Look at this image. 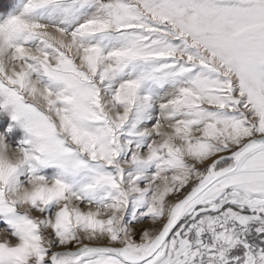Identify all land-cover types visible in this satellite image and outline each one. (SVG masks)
<instances>
[{"label": "snow or ice", "instance_id": "1", "mask_svg": "<svg viewBox=\"0 0 264 264\" xmlns=\"http://www.w3.org/2000/svg\"><path fill=\"white\" fill-rule=\"evenodd\" d=\"M0 264H264V0H0Z\"/></svg>", "mask_w": 264, "mask_h": 264}]
</instances>
